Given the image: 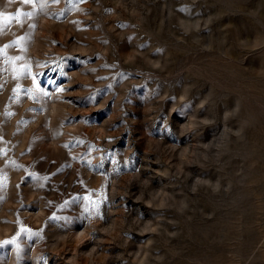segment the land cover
I'll list each match as a JSON object with an SVG mask.
<instances>
[{
  "label": "rangeland",
  "instance_id": "obj_1",
  "mask_svg": "<svg viewBox=\"0 0 264 264\" xmlns=\"http://www.w3.org/2000/svg\"><path fill=\"white\" fill-rule=\"evenodd\" d=\"M0 264H264V0H0Z\"/></svg>",
  "mask_w": 264,
  "mask_h": 264
}]
</instances>
